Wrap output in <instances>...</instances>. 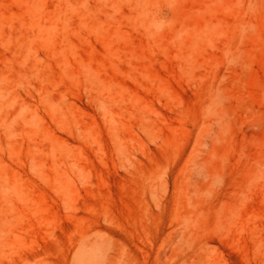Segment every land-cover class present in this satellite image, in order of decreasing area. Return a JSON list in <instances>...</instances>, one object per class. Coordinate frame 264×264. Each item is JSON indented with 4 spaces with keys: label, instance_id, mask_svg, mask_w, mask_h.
<instances>
[{
    "label": "rangeland",
    "instance_id": "rangeland-1",
    "mask_svg": "<svg viewBox=\"0 0 264 264\" xmlns=\"http://www.w3.org/2000/svg\"><path fill=\"white\" fill-rule=\"evenodd\" d=\"M0 264H264V0H0Z\"/></svg>",
    "mask_w": 264,
    "mask_h": 264
}]
</instances>
